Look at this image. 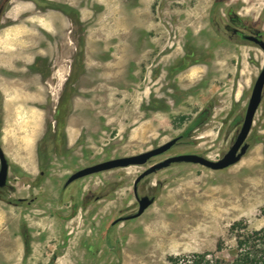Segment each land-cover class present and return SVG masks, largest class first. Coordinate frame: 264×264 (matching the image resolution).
Instances as JSON below:
<instances>
[{"label": "rangeland", "instance_id": "rangeland-1", "mask_svg": "<svg viewBox=\"0 0 264 264\" xmlns=\"http://www.w3.org/2000/svg\"><path fill=\"white\" fill-rule=\"evenodd\" d=\"M0 130L11 112L45 119L41 174L0 188V264H171L237 253L231 226L264 227V92L236 164L213 170L168 157L221 159L243 125L264 51V0H0ZM47 76L29 70L35 60ZM44 59L46 63L40 60ZM41 66V67H40ZM31 112V113H30ZM166 153L68 179L78 170ZM30 181V182H29ZM12 251V252H10Z\"/></svg>", "mask_w": 264, "mask_h": 264}, {"label": "water", "instance_id": "water-1", "mask_svg": "<svg viewBox=\"0 0 264 264\" xmlns=\"http://www.w3.org/2000/svg\"><path fill=\"white\" fill-rule=\"evenodd\" d=\"M247 38L249 41H254L255 44H257L264 51L263 39H259L258 37L253 35H249ZM263 92H264V68L262 69L260 75L258 76L254 84L253 91L246 110L244 122L236 138V141L233 144V146L230 148V150L221 159L214 161L199 154H193V153L180 154V155L168 157L165 160L152 165L146 171H144L136 179L134 185L135 195L137 200L139 201V210L137 214L133 217H137L143 214V212L149 206H151L155 201L154 198H150L149 196L139 197L137 193L138 183L144 177L156 171L167 168L174 163H194V164H200L202 166H205L213 170H221L239 162L241 158L246 154L247 150L249 149V144L246 142V140L253 127L256 113L262 103ZM177 141L178 139L175 138L161 146H158L154 149H151L149 151H146L138 155L111 159L92 166H88L74 173L68 179L67 185L74 182L75 180L84 178L86 176L111 170L114 168L128 167L130 165H145L149 162V160L152 157L166 153L169 149H171L173 145L176 144ZM9 172H10L9 161L0 143V188H4L8 184Z\"/></svg>", "mask_w": 264, "mask_h": 264}, {"label": "crops", "instance_id": "crops-1", "mask_svg": "<svg viewBox=\"0 0 264 264\" xmlns=\"http://www.w3.org/2000/svg\"><path fill=\"white\" fill-rule=\"evenodd\" d=\"M10 114L0 130V143L10 171L18 170V174L25 175L32 182L41 174L39 144L47 135L45 119L39 112H32L35 119L25 117L22 112Z\"/></svg>", "mask_w": 264, "mask_h": 264}, {"label": "trees", "instance_id": "trees-1", "mask_svg": "<svg viewBox=\"0 0 264 264\" xmlns=\"http://www.w3.org/2000/svg\"><path fill=\"white\" fill-rule=\"evenodd\" d=\"M221 0H216L219 3ZM231 233L236 240V256L231 260L217 256L218 252L225 249L224 244L217 245L216 252H194L171 256V264H264V227L251 229L243 221L231 226Z\"/></svg>", "mask_w": 264, "mask_h": 264}, {"label": "flooded vegetation", "instance_id": "flooded-vegetation-1", "mask_svg": "<svg viewBox=\"0 0 264 264\" xmlns=\"http://www.w3.org/2000/svg\"><path fill=\"white\" fill-rule=\"evenodd\" d=\"M4 1H6V0H4ZM35 1L36 2H39V1L40 2H44L46 0H35ZM3 8H4V5L0 8V18L2 16ZM235 35L238 36V37H242V38H244L246 40H248L247 37L249 35H253V36L258 37L259 39H263L264 40V35L259 30H254V31H252V34L247 35V34H244L243 31H241L239 29H235ZM250 42L255 43L254 41H250ZM40 61L46 63V61L44 59H41ZM38 64H39V62L36 59L35 62L32 65L29 66V70L31 72H33V73H37V74L39 73L42 76H47L50 71L44 65H42V67L40 66L41 68H38Z\"/></svg>", "mask_w": 264, "mask_h": 264}]
</instances>
